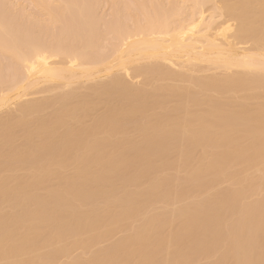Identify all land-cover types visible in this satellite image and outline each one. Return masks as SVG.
Returning a JSON list of instances; mask_svg holds the SVG:
<instances>
[{
    "label": "rangeland",
    "instance_id": "374dc122",
    "mask_svg": "<svg viewBox=\"0 0 264 264\" xmlns=\"http://www.w3.org/2000/svg\"><path fill=\"white\" fill-rule=\"evenodd\" d=\"M46 1H47L46 2L47 4L46 3L44 4L46 7H43V8H46V10H45L42 8V6H40L42 3L39 5L40 0H0V20L3 23V24H0V89H3L6 86H11L12 84L15 83L16 78L18 77V73H16V70L19 71V68L21 69V66H20L21 60L20 59L22 58V55H21L22 52H20L21 51L20 49H23L22 51H24V50H29L28 47H30V49H31V47H36V48L37 47H39V48L43 47V49L42 48H40V49L45 50L44 46L47 47L50 44L47 47V49H49V47H50V49L53 47V52L58 50V48H59L58 54L55 52L58 56H56L55 53L53 54L56 56L55 58H57V59H55V58H52L54 60L51 59V61L56 62V61H58V59L59 60L62 59L59 57L60 54L63 53L64 55H67L66 54L67 50L73 51L75 46H76L75 50L78 47H80V45L82 47L83 46L82 42L85 43V40H87L89 37L88 43L90 42V46H88L89 44L87 45L86 44L87 42H86L85 44H86V47L88 46V48H83L84 52H90L89 53L90 55L85 53L88 56L87 58L89 59V56H92V54H94V55H96V56H93V57H95L94 58L95 60H96V57L98 59L100 57L102 60H104L105 58L108 60V58H110L108 55L112 54V52L117 49V48H115L113 50V48L115 46L116 47L120 46L117 44L123 43V42H120L122 40H119V39H123V37H122L123 35L124 36L126 34L127 35H135L141 28L142 29L139 32L141 33V32H143L142 30H144V33H145V30L147 31V29H144V27L147 28L148 26L152 27V29L155 30V29H157L156 25H158L159 23H160L159 25H161V22H164V21H166L168 23L167 25L171 24L172 27L174 28L176 26H179L180 24H183L184 20L187 21L186 18L191 13H192V15H190L189 19L191 18V16L195 17L196 16L195 14L197 13V12L195 13V12H191V11L189 12V9L190 10L192 9L191 6L193 7V5L194 6L196 5L194 2H192L190 0H188V1L187 0H46ZM215 1L217 2L216 5H218V3L220 5L221 4L220 2H222V1L218 2L219 0L218 1L215 0ZM200 2H201V0H200ZM200 2H197V3H200ZM211 2L212 1H210L209 4H207V2H206V4H207L206 6H204L201 3L203 5V9L207 11L206 14H204L206 16V18H208L212 14L211 12L214 11L212 9H209V7L211 8V6H210ZM192 3H194V4L192 5ZM203 3H204V1H203ZM232 4L242 6V8H244L250 14L249 16L251 17V19L256 18L253 21L251 26L255 29H261L264 31V19H259V17H258L262 12H264V0H233ZM199 6H200V4H199ZM199 8L200 7H198L197 10H195V9L194 10L198 11ZM183 9H184V11L186 10L185 13H183L184 12V11H182ZM203 9L200 8V10L204 11ZM213 9H215V7ZM47 10L50 11L49 13H51V15H53V17H54L53 19H51V20L49 19V16H48L49 13H47ZM200 10H199V12H200ZM215 10H217V9H215ZM215 12H218V10ZM188 13H190V14H188ZM193 13L195 16L193 15ZM217 14H219V12L216 13V16H217ZM210 17L213 18L212 15ZM218 17H220V15H218ZM211 18L208 21L206 20V22H214V24L212 26L217 25L223 19L221 17L222 19L221 20L219 19L220 21H218L217 18L215 20L214 19L212 20ZM52 20H54V22ZM1 21H0V23H1ZM165 23H164V25H166ZM153 24H155V27L153 26ZM150 27H148V28H150ZM157 30H160V27ZM149 31H151V30H149ZM129 32H131L132 34L131 33L128 34ZM144 33H142V34H144ZM146 33H148V32H146ZM80 36H83V37H80ZM89 40H91V41H89ZM118 41H119V43H117ZM47 42H49V43H47ZM51 44H53V45L51 46ZM113 45H114V47H112ZM25 47H27L28 49H26ZM247 47H249V46H247ZM71 48H73V49H71ZM120 48H121V46H120ZM51 51H52V49L49 50V52H47V53H49L48 55H50ZM28 52H30V51H28ZM53 52H51V53H53ZM77 52L80 53L79 51H77ZM71 53H73V52H71ZM73 54H74V56H76V54H77L76 51H74ZM102 55L105 57H103ZM85 56L86 55H84L83 57L85 58ZM66 57L67 56L63 57V58H65L64 60H66L65 62L63 61L64 63H66L68 61V58L66 59ZM81 57H82V54H81ZM90 58L92 60V57H90ZM81 59H83V58H81ZM101 59H99V60H101ZM19 60H20V62H19ZM82 61H84V59ZM144 62L143 61L139 62L138 64L135 65V67H137L138 65L140 66L141 64H144ZM206 68L202 67L201 69L198 68L197 70H198V72L200 70V73H201V70L206 69ZM197 70L192 71L194 73L189 71V72H191L190 74H187L188 71L177 70V71H179L178 73L183 72V73H181V75L185 74V72H186V74L183 75V77H185V80L183 79L184 81L164 79L162 77L153 76L151 74H150L151 77L149 76V74H147L148 76L145 74L148 78L143 75L144 78H142V76H141L142 79L137 78L138 80L137 79L133 80V79L129 78L133 81L128 79L129 81L127 80V82H128L127 84L131 88H133L135 90L137 89L138 92L135 94L128 93L126 95L128 96V99H130L134 102L143 103L142 104L143 106L141 107V112L138 113V116H140L146 120H149L150 124L153 123L154 120L156 121L157 118H160L162 116L176 117L179 119V120H177V121H179V123L184 122V120H186V119H191L190 122L192 124H194L195 128H198L200 126V123L201 124L203 123L205 126L208 127V129H207L208 131L213 132V134L214 133L216 134L214 136H219L220 135L219 132L222 131L221 129L224 130V129H229L231 127H235L234 129L236 131L238 128H240L239 126H236V125H247V126L251 127L252 125L248 122V118L251 117L253 114L260 113L264 117V88L259 87V88H254V89H248V88L239 89V88H236L233 86H231V87H217V88L212 87V86H204V87L199 86V85H196L195 83H193V81H196L198 79L199 80H207L208 77L221 79L223 77H226L225 75H228V74L223 71L225 73V75H224L222 70L217 71L218 69H215L216 71H213V69H212V72H213L212 73L211 71L209 72L210 69L209 70L207 69L208 73H206L207 70H203L204 72L205 71L206 72L201 73V75H203V77H202L200 75V73L195 74V72L197 73ZM192 74L195 76H193ZM230 74H232V73H230ZM262 74H264V73H262ZM262 74L260 73V75H262ZM198 76H201V77L199 78ZM126 79L127 78H125L124 80H126ZM98 80L99 79H96L95 81L92 80L91 82L89 81V83H88V81L81 80L83 82V83H81V81H79L81 86L79 83L75 82V84L77 83L75 86L79 85V87H81L80 90L79 89H78L79 91L75 90L76 92L73 93V95H71V97H69L68 99L58 100V101L56 100L55 96H58V94H61L62 92L64 93L66 90L67 91L69 90L68 88H66V90H65V88L62 85L57 86L56 89L51 90L54 85L52 87H48L49 84H44V86L43 85L41 86V84H40L39 87H41L40 88L41 91L39 90V87H36L35 88L36 90H32V91H31V89L26 90L27 94L31 91L30 96L27 95V97H25L26 99H24L25 101L22 100L20 103H22V102L23 103L24 102L25 103L26 102H29V103L40 102L44 105L40 109H38L36 112L30 113V115H27L24 117V120L26 121L25 130L24 129H22V130L17 129L18 131L17 132L15 131L16 133H14V136H12L11 139L7 143L2 142L0 140V149H3L5 151V152L2 151V153L3 152L7 153V152H10L11 150L12 151L18 150V152L20 150V152H22L23 150L21 151V149L26 146V143H24V139H25L24 135L28 134V133H31V134H28V136L30 135L31 138L29 141L33 146L35 144L39 146V144H41V143L44 144L45 142H47V141L42 140L41 136H42V133L44 130H42L41 128H39V129L36 128V126L34 124L35 118H40L43 120H50V119H53L56 117L58 118L61 115H64L67 117L65 124L70 125L72 128L78 129L77 127L85 128V127L90 126L94 121H96V119L98 117L105 115L106 113L109 112V110L116 111V112L119 111L121 106H120V104H118L116 102L117 99H108L107 95H104L103 93H97L95 91H92V89H91V87H93L92 85H94V86L98 85V83L94 84V83H96V81L100 82V80L99 81ZM106 80L107 79L102 78L101 81H104V82H101V83H105ZM93 81H94V83H93ZM86 82H87V84H86ZM101 83H99V84H101ZM89 84H91V85H89ZM71 86L72 85H70V89H72V87H73V86L72 87ZM88 86H90V87H88ZM42 87H44V88H42ZM62 87L64 90H62ZM77 87H76V89H77ZM37 88H38V90H37ZM7 89H8V87H7ZM71 91H74V90L72 89ZM71 91H69V93ZM0 92H3V90L2 91L0 90ZM35 92L37 94H35ZM59 92H61V93H59ZM113 92L117 94L118 98L124 94V92L121 89H115ZM65 93H68V92H65ZM124 98H126V97H124ZM8 107L7 108L5 107L2 110H0V112H1L0 118L2 117L1 119H4L5 115L8 112L7 109L10 111L11 110L14 111L12 109V108H14L13 106H8ZM4 110H6L7 112ZM234 117L236 118V120L233 119ZM231 120H234V121H231ZM13 121H14V119L11 120L10 123H8V126H11V124H13ZM61 121L56 125V127H55L56 131L53 130L56 132L55 133L56 136H58L59 134H61L64 131V122L62 121L63 122L62 123ZM175 121H173V122H175ZM263 123H264V120H263ZM128 124H126L127 126H126V133H125L126 135H124L125 137L118 136V139H119L118 142L120 141L119 145L120 144L122 145V143L124 141L126 144V141H128L127 139H130V142H132V141H134V143L138 142V144L143 140V139L141 140L139 134L137 135V133L132 130L134 123H132V124L128 123ZM6 126L7 125H5V126L0 125V131L3 130L4 128H6ZM221 127H223V128H221ZM250 127H248V128H250ZM19 129H21V127ZM245 129L247 130V128H245ZM250 130H252V129H250ZM247 131L244 133L247 134L248 133ZM24 132H28V133L24 134ZM236 132H239V129ZM240 132H243V131H241V129H240ZM221 133H223V132H221ZM244 133L243 134L241 133L242 135L233 134L236 137L233 136V138H229V139H231V141L230 140H226V141L224 140L226 144L228 142L230 143L233 141V143H230V146L232 147L230 149H229V147L226 148V146H225L226 144L223 142V139H222L223 137L221 138V135L219 136V138H221L222 141H221V139L218 140L219 138L216 137V140L219 141L218 143H219L220 148L222 147L221 144H223V143L225 144L224 145L225 149H222V150H225V151H223L224 154L227 155L226 153L229 150H231L230 152L232 154L231 155L229 152V154L232 156L231 159L229 157L230 155H227L229 157V161L231 160L228 164V158H227V161H226L227 166H226V163L222 164L224 166H222L220 164V168H221V166L223 167V168H221L222 169L221 172L225 169V171L222 172L223 174L220 172V169L219 170L214 169L215 167L217 168V166L215 164H214L215 166H213V165H211V163H209L211 160H213V158H214V160H216L219 157L218 154H221V153H218L216 151L217 154L215 156H217V157H214L213 154L215 152V149H213V147L210 146L212 144V142H209L206 139L205 140L203 139V141L205 143L202 142L201 145L199 144V145L195 146V145H191V144H195L196 142L192 143L190 137L187 138V140L185 138L186 142L190 141L189 143L183 144L184 146L180 145L183 147H180L178 145L179 148L176 147L177 148L176 149L175 145H174V149L165 150L166 152H163V154L160 153L162 155V156L159 155L160 157H157V154H156V156H155V154H153L154 157H152L153 155L150 156L149 158L152 157L151 160L153 162L149 161L150 159L148 158V156L144 157L145 159L143 161V164H141L142 158L140 159L137 157V160H140L139 162H137V160L133 158L134 159L133 161L136 160L135 163L137 162L139 164V167L141 165L140 169H142V167L145 166L147 161H149L147 163H150V162H151V164L153 163L152 165H150V167H148L149 168L148 170L146 169L148 172H146V170L142 169L143 174L146 172V174L144 175L143 178L139 179L137 177L138 174L136 173L135 174L136 177L135 176L134 177L137 179H133L134 182H132V181L129 182V180H126L128 177H132L134 174L133 175L131 174L132 176H128L126 179H123L122 176L129 175L128 174L129 169H130L129 172H131L132 171L131 169H133V168H134L133 171H135L138 168L137 163H136L137 166H135V163L132 162V160H131V162H132L131 165L134 163V167L131 168V165H129V169H128L127 167H128L129 163L126 160L125 162L128 164H125V165L120 164L117 167H115V168H117L115 170H118L117 172H119V173H115L116 171L114 172L113 167L115 165H113V164H115V163H112V169H111V167H110V169H108L109 172H111V170H112L111 173L112 174L114 173V176L116 177V179H114L112 181L115 189H114V187L112 189H113V193H114V190H117L116 191L117 194H119L122 197V201L124 200V202H122L121 204L125 205L127 203L126 202L127 198L125 199V197H124L125 195L123 196V194H122L123 190H124V192H129L130 194H132V193L134 194V192L136 194V192L140 191V192H138L139 193L138 195H135V194L133 195V196H136V200H135L136 204L139 203L136 206L137 208H135V207L132 208V211H135L136 214H134V212L130 213V216L128 215L129 217L128 216L125 217L127 220L122 221V222L120 221V223H117V225H115L113 223L115 220V218H113V217H115L114 216L115 213H113V212L114 211L116 212L119 209L118 205H121V204L119 202H112L113 198L111 199V197L113 196V194L112 195L110 194V192L112 190L109 191V193H104L105 190L108 192V189L109 188L111 189V187H108L109 184H103V182L101 183L102 189H103V187H105V190H103L104 191L103 196L99 195L102 193V190L99 186H97L95 184L97 186L96 187L97 189H94L95 186L94 187L91 186V188L93 187L92 188L93 190H98L100 188L101 192L98 193L99 197L95 196V194H94L93 197H95V201L93 202L94 199L93 200L89 199L88 198L89 196H86V199H88V201H85V202L91 203V204H87V205L84 204V206L81 207V209H82L81 211H84L86 213L87 218L88 217L91 218V217H93V215H94V217H96V215H97V217L99 218V220H98V218H96L99 221V223L96 224L97 226L95 227V229L92 232H88V233L72 232L69 236H65V238H63V239L62 238L56 239V240L54 239L52 241V243H46V245L41 246L43 248H41L39 246L41 249L39 248L38 250H40V251L37 250L36 253H33V254H35V257L33 256V259L35 258V261H36V262L35 261L34 262L38 263V264H49V262L51 261L50 257H49V253L52 254V252H54V250L56 249L55 252L58 251V253L55 255V259H56L55 264H70L71 262H74V264H75L77 262V260H78L79 264H86L87 263L86 261L85 262L80 261L78 258L86 260L87 258L91 257V255H93V254L95 256L98 255L99 253L103 252L104 249H106V248H108L105 251V252H107L109 250L110 246L112 247L113 244L115 245V243L118 244L119 241H121L125 238H128L127 240H129L130 236L133 235L132 234L133 231L136 230L137 227H138V229L140 228L139 226L141 225V223L147 224L155 216H157V217L161 216L160 219L163 218V220H164V221L162 220L163 222H162V224H160L159 223L160 220H157L156 218H154L157 220L156 223L161 225V227H162V228L159 227V229L161 230V232L163 234L162 237L163 236L167 237L168 234L170 235V233H171V237H173L175 235V233L180 232V231H177L178 228L183 229L185 227V225H187V224H184V222L188 223L187 220H184L183 221L184 226L180 225L181 224L180 220H183V219H179L181 217H177V215H178L177 212L180 210L179 208L185 207L187 205L192 206V207L194 206L193 212L198 211L197 212L198 215H197V213L196 214L193 213V215L195 214L196 216L199 217V215H200L199 213H201L199 211H202L201 210L202 206L205 203H208L206 201L211 200L212 205L208 204V207H210L209 209L214 214L211 212L207 213V211H208L207 210L208 208H207L206 209L207 211L205 213L207 215L209 214L208 220H210L211 222L216 220L222 224H220L218 226L219 228H217V227H215L216 225L214 226V224H216V221H215V223L213 222L214 224L211 223V225L213 224L214 227L213 226L210 227L211 225L208 223L209 227L212 228L211 229L212 231H210V228L208 227L209 228L208 231L211 232L210 235H209V233L206 234V232H208V231L205 232L204 230L203 231L205 233H203V232L201 233L199 228H203V227H200L199 224L196 225V223H195L197 228L194 226V228H196L195 230L199 229V231L197 230L198 232H200L198 235H197L198 232L195 230H192V227L190 226V225H193L192 224L193 222H191L190 225H187V226H190L192 232H190V228H189L188 231L190 233L189 234L190 236L187 233V235L189 237L187 236L184 238L185 239L187 238V240L189 239V242L191 244H194V245H191L189 242L185 241L183 239V237H180L179 235L178 236L180 237V239H183V240H180V242L181 241H185V242H181L179 244V241L174 240V242L177 241L176 243H178L177 244L178 246L184 245V243L187 242L186 243L187 246L184 245L185 247H187L186 249H184L185 248L184 246H180L181 249H179L180 247L177 248L179 250H183V252L179 251L181 254L178 255L180 258H183L180 260L181 262H177L178 258L176 260V259H174V256L170 257L172 254L169 256L168 255L165 256L167 251H168V250L166 251V249H168L166 247V244L168 245V243H167V241H165L166 240V239H164L165 237L162 238V239H164V241H163V243H165V244H163L164 246H162V244H161L162 243L161 238H159L161 247L159 246L158 243L156 244L157 246L160 247V248L158 247L159 249H157V250H160L161 248L164 247L163 249H161L160 251H157L156 249L154 250L153 246H155V243H156L155 241H154L155 242L154 245L151 244L152 247L150 249L154 250V251H152L153 255H154L155 251H157L156 253H159L158 254L159 256H157L156 253H155V256L160 257L161 260H162V258H163V260H164V258L168 259L169 260L168 264H215L217 262L219 256L223 255V253H218L220 249L218 248V246H216L217 243H216V240L214 241L215 238L212 239V237H211V235L214 232L213 228H214V230L217 228L219 231L224 230L223 231L224 234H222L223 232L219 233V235H220V236H218L219 238L221 237V234L225 235V236L228 235L227 237H229V235L231 233L232 234L235 233V235H236L237 233L235 231H233L234 225L231 228L232 229L231 231H233V232H229L230 230H228V229H230L231 226L229 225L230 227L228 226L229 228H227V226H226V224H224V222L232 220L231 221L232 223L230 222L231 224H233V222H236V224H237L238 220L241 219V218H239V216H241L242 214L241 215L239 214L237 217V215H235V213H236L235 211L240 213L241 208L244 209L243 207L245 205L247 206L248 204L253 206V209L255 210L257 208V207H255V205L256 206L258 205L256 203L258 202L260 205V203L262 204V202L264 201L263 200L264 199V158L262 157V159L258 160L259 159L258 154L257 153L254 154V152H256V151L253 150L254 152L253 153L251 152L252 149H254V147H255L254 144L256 142H254V141L256 139H254L253 137L248 138V135H246L247 136V138H246V137H244ZM250 133H251V131H249V136H252V134L250 135ZM25 136H27V135H25ZM225 136H227V135L224 134V137ZM229 136H232V134ZM256 136H254V137L256 138ZM42 137L44 139V136H42ZM99 137L103 138V137H105V135L101 134V135H99ZM234 137H235V139H234ZM252 138H253V140L251 142ZM188 139H190V140H188ZM232 139H234V140H232ZM166 140H168V139L166 138ZM185 140H183V142ZM169 141H172V140H169ZM175 142H176V140H174V143ZM179 142H181V141H178L177 144H179ZM199 142H197V143H199ZM208 143H210V144H208ZM215 143H216V141L214 142V140H213V145H215ZM218 143H216V144H218ZM250 143L251 144L254 143L253 148H251L252 145ZM24 144H25V146H24ZM117 144L118 143H116V146H117ZM125 144H124V146H125ZM168 144H169V142H168ZM27 145L30 146L29 143H27ZM119 145L115 148L116 151H114L115 149H114V147H112L114 149L113 150L114 152L112 154L113 157H114V155L117 156L116 152H119L118 150L122 148V146L119 147ZM127 145H129V144H126V146ZM170 145H172V142ZM250 145H251V147H250L251 151H249V149H247V152H246L245 147L250 146ZM219 146L216 147V148H218V151L220 149ZM228 146H229V144H228ZM118 147H119V149L117 150ZM128 147L129 146H127V148ZM170 147H173V146H169V148ZM112 148H111V152H112ZM125 148L123 147L122 149H125ZM164 148H165V146H164ZM214 148H215V146H214ZM242 148L245 150H243ZM56 149H57V147H56ZM122 149L119 152V154H121V155H122V152H121ZM227 149H229V150H227ZM8 150H10V151H8ZM52 150H54V148ZM221 151H219V152H221ZM102 152H104V153H102ZM102 152L101 153L104 154V155L101 154L102 158L104 156L106 157V155L111 153L110 148H108L107 150L105 148ZM2 153L0 154V164L1 165L2 164H6V165L7 164H9V165L10 164H13V165L25 164V166L24 165H22V166H19V165L18 166L17 165L16 166H13V165L9 166L8 165L6 167L3 166V168H1V170H0V181L2 180V183L6 182L5 185L8 184V187H10V186L14 185L13 181L16 180V178H17V180L19 178V180H22V181H25L28 179L31 181L32 178L30 176L33 174V169L29 168V166L26 165L27 163L25 162V160L17 159L15 156H14L15 157L14 159L7 160L6 158L1 156V155H3ZM242 153H244V154H242ZM75 154L76 153H74V156H75ZM78 155H76V156H78ZM121 155H120V158H121ZM74 156L73 155L71 156V160H69L70 161L69 164L68 163L63 164L62 170L60 171L62 176L67 177L66 180L68 182H70V180H72L71 182H73V183H75V181L77 180L76 176L79 175L78 172L81 173V171H82L79 169L80 167L78 168L77 164H73L74 158L76 157V156L75 157ZM108 156H110V155H108ZM105 157H104V159H105ZM129 157H130V155H129ZM129 157L126 158V157L122 156V159L123 158L128 159ZM146 157L149 160L146 161V159H147ZM10 158H13V157H10ZM76 158L78 159V157H76ZM97 158H99V159L98 160H96V159L92 160L94 164H92V163H91V165L88 164L89 169H87L85 167L87 169L88 173L93 174V171H94V173L96 172L97 174L101 173V167H102V171H103V169H104L103 165L104 164H102V163L99 164L101 159H100V157H97ZM130 158H132V157H130ZM130 158H129V160H130ZM104 159H102V162ZM111 159H112V157H109V158H107V161L113 162V161H111ZM118 159L119 158H117V160ZM94 160H95V162H94ZM114 160H116V158H114ZM71 161H72V163H71ZM96 161H98V164H96ZM122 161H120V162H122ZM144 162H145V164H144ZM116 165H117V163H116ZM146 165H148V164H146ZM145 167H143V168H145ZM224 167H226V168H224ZM208 169L211 173L210 175H208L209 172L206 171ZM108 170H107V172H108ZM216 170H217V172H216ZM109 172L107 174V177H109L108 175L110 174L111 180H112V178L114 176ZM135 172H137V171H135ZM198 172L201 174L203 173V175H204V176L200 175V177L203 176L206 179L209 177L207 179V181H206V179L204 180L203 177H201V179H203L204 181L199 180V179H198L199 180L198 181L197 180L198 177L196 178V180L199 183L201 182V185H198L199 184L198 183L197 187L200 189V186H201V190L204 188L203 191H201V192L200 191L198 192L199 189L197 190V187L195 186L196 183H194V180H193V179H195L194 175L195 176H196V174L199 175ZM219 172L221 175L218 174ZM118 174H119V178L117 177ZM143 174H141V172H140L141 176H143ZM140 175H139V177H141ZM191 175H193V179H192L193 182H190L191 180L187 181L188 178L190 179ZM205 176H207V177H205ZM107 177H106V180H107ZM162 179L163 180L166 179L165 183H164V181L162 183H160L162 181ZM29 180L27 183L30 182ZM45 180H41L42 182H40V180L39 181L36 180V182L34 181L35 183L30 182V184H35V185L34 186L32 185L33 187H31L27 191L32 192V194L35 193L34 195L37 194V196L38 195L40 196L41 194L44 195L47 192V190L56 189L57 187H59L61 185L60 180L56 175H52L49 179H45ZM157 180H160V182L158 181V183H157ZM107 181H106V183H108ZM197 181H195V182H197ZM109 182L111 184V181H109ZM37 183H38V185H37ZM141 183H144L143 186H138V184L142 185ZM24 184H25V188L28 189L29 187H26V185H27L26 182ZM101 184H99V185H101ZM202 186H203V188H202ZM141 187H142V189H141ZM145 187H147V189ZM188 189H189V191H188ZM193 189H195V191L197 190L196 193L192 192L190 194V192ZM166 190L169 191L170 195L167 193L169 195V197L167 195H166L167 197L163 196L164 192L165 193L167 192ZM184 190H185V192L187 190V193H185L186 195L183 194ZM234 190H235V192L237 190L239 196L237 195V192H236V194H235L236 197H234V199L232 198L234 200V202L232 201L231 196H230L229 200L227 201L225 198L226 197L228 198L231 191H234ZM27 191H25V192H27ZM180 191H181V194H183L184 196H181V194H179L180 196L178 197L177 193ZM98 192H99V190H98ZM116 192H115V194H116ZM188 192L190 195H188ZM95 193L97 194V191H95ZM232 193H234V192H232ZM129 196L131 197L132 195H129ZM218 196H220V197H218ZM233 196H234V194L232 195V197ZM41 197H42V195H41ZM20 198L23 199L24 201L25 200L29 201L27 196H22ZM30 199L33 200V197L32 198L30 197ZM40 200L43 201L42 199H40ZM114 200H115V198L113 199V201ZM133 200L134 199L131 198L129 200V202H132V204H134ZM9 201L10 200H8V202ZM24 201L22 203H24ZM117 201H119V199ZM230 201H231V203H230ZM2 203L3 204H0V210L2 212L6 211L7 213L6 212L5 213L9 217L10 212H8V211L10 209H8L7 206H10V205L6 204L7 205L6 206L5 205L6 201H5V203L4 202H2ZM28 203L31 204V207H34V206H32V204H34L33 202L31 203V201H30ZM10 204H12V203H10ZM232 204H233V206L236 204L235 208H231ZM205 205H204V207H205ZM228 205H230L231 210H233L235 213L234 212L231 213L230 210L227 209ZM250 205L247 206V210H246L247 212L251 211V210H249L250 208L252 209V207ZM259 205H258V207H259ZM24 206H26V203L23 205V207ZM219 206L222 208L224 207V210L221 208L223 211L220 209L221 212L220 211L218 212L217 210L220 208ZM246 206H245V209H246ZM262 206L264 207V204H262ZM23 207L21 206L20 208H23ZM31 207L29 206L28 210H32ZM124 207L125 206L120 207V209L122 211L119 209L121 211V212H119V210H118L119 214L122 213L123 210H125ZM248 207H250V208H248ZM195 208H197V210H195ZM260 208H262V207L260 206ZM181 209H183V208H181ZM185 209H186V207H185ZM225 209H227V211H225ZM253 209H252V211H253ZM263 209L264 208H262V210ZM204 210L205 209H203V211ZM215 210L217 212H215ZM20 211H21V209L19 210V212ZM181 211H183V213H184L185 210H181ZM15 212L19 214V212H17V211H15ZM257 212H259V209L257 210ZM5 213L3 212V214H5ZM31 213H32V211H31ZM183 213H181V215H183ZM218 213H220V215ZM221 213H224L223 217H221V215H222ZM26 214H27V212H26ZM191 214H192V212H191ZM210 214L214 215V216H212L210 218ZM250 214H251V212H250ZM29 215H30V212H29ZM190 215H189V217H190ZM253 215H252L253 218L255 217L253 221L255 222L256 218H258V217H256L257 215L255 216L254 212H253ZM247 216H249V214ZM261 216H262V213H261ZM208 217H206V218H208ZM236 217H237V220L235 221ZM244 217L245 216H243V220H244ZM84 218H86V216ZM190 218H192V217H190ZM194 218L196 219L197 217H193L192 219H194ZM200 218L203 219L204 217L200 216L198 219H200ZM245 218L246 219L248 218L250 221H251V219H253L251 217L250 218L245 217ZM262 218H264V217H261V220L264 223ZM184 219H186V218L184 217ZM187 219L190 220L189 218H187ZM198 219H196V220H198ZM93 220H94V218H93ZM123 220H124V218H123ZM146 220H149V221L145 222ZM155 221H154V223H155ZM192 221H194V220H192ZM257 221H259V220L257 219L256 222ZM247 222H249V221H247ZM256 222L254 223V225L256 224ZM86 223H88V222H86ZM95 223H91V224H95ZM154 223L152 222L151 223L152 225L150 224V226L155 227ZM244 224H246V223H244ZM239 225H241V224H239ZM252 225H253V223H252ZM262 225L264 226V224H262ZM180 226H183V227H180ZM249 226L251 227V225H249ZM154 227H151V228L153 229ZM156 227H157V225H156ZM253 227H255V226H253ZM259 227L261 228V225L258 226V228ZM15 228H14V230H15ZM186 228H185L184 232L186 231ZM206 228L207 227H205V230H207ZM242 228H245V225L243 227V222H242ZM247 228H249V227H247ZM263 228H261V229H263ZM152 229H151V231H152ZM159 229H156V232H154V233H158L160 231ZM175 229H176V232L174 233L173 230H175ZM180 229H178V230H180ZM217 229H216V232H219ZM252 229L250 231H252ZM16 230H17V228H16ZM157 230H158V232H157ZM235 230L237 231V228ZM247 230L248 231H246V229H245V233L243 232L244 230H242V234H244L243 235L244 237H246L245 236L246 232H248L247 236H249V229H247ZM170 231H172V232H170ZM181 231H183V230H181ZM193 231H194V233H193ZM227 231L230 234H228ZM256 231H257L256 233H258V229ZM15 232L16 231H14L13 233H15ZM184 232H183V234H184ZM134 233L137 235V232H134ZM148 233H153V232H148ZM172 233H174V235H172ZM192 233H193V236H191ZM263 233H264V230H263ZM263 233L261 230L262 237L264 236ZM177 234H179V233H177ZM177 234L175 236H177ZM183 234H180V235L183 236ZM201 234L202 235L206 234L205 236L203 235V237H205L206 239H208L210 236L211 239L213 240V242L216 244L215 246H214V244H212L213 246L211 245L213 248L211 246H209L210 249H212V250H210L209 254H207L208 252L206 254H203L199 251V249L202 251V249H201L202 245H208L210 243V242L206 243L209 239L207 241L205 239L206 244H204V238L203 237H202L203 240H201L202 242H200V238L202 236ZM250 234L253 235L252 232H250ZM16 235H18V234H16ZM139 235H140V233H139ZM144 235L146 236V234H144ZM150 235L151 234H148L147 235L148 237L144 236V238L148 239V238H150L149 237ZM159 235H161V234H158V236ZM235 235L233 236V238L236 241V243L235 242L234 243L235 244L239 243V245L235 246V244H234V245H232V248H233V246H235L237 248H239V247L245 248V246L247 244L243 245L244 247L241 245L242 243L240 244L241 239L239 237L241 234L240 235L237 234L236 236ZM259 235L260 234H258L257 236H259ZM12 236H13V234H12ZM214 236H216V233ZM237 236H239L238 238L240 240L238 238H237V240L235 239ZM14 237H15V235H14ZM16 237L14 239H16ZM94 237H96L97 239L96 238L94 239ZM139 237L141 238L142 236L140 235ZM155 237H156V235H155ZM174 237L172 239H174ZM218 237H216V239L219 240ZM244 237H242V235H241V238H244ZM262 237H259L260 240L258 239L260 243H261ZM92 238L94 239L93 241H92ZM144 238H142L143 241L146 240ZM153 238L154 237H152V239ZM222 238H224V237L220 238L221 241L219 240V242H221V243H223ZM233 238H231L230 241H232V243H230V244H233ZM41 239H42V237H41ZM132 239H134V238L131 237V240ZM152 239L149 242L153 243ZM226 239H228V238H226ZM247 239H249V238H247ZM131 240H130V242L133 241V240L132 241ZM138 240L139 239H135V241H137V244L139 243ZM192 240H193V242H192ZM218 240H217V242H218ZM249 240H251V239H249ZM246 241H248V240H246ZM246 241H245V243H247ZM134 242H132V244L134 245L132 248L128 246V243H127V246L129 249L131 248L132 251H134L135 249L137 251L138 247L135 245ZM146 242H147V240H146ZM169 242H171V241H169ZM213 242H211V243H213ZM263 242H264V239H263ZM172 243H173V241H172ZM146 244L147 243H145L144 246ZM220 244H218V245L220 246ZM225 244L226 243L224 242V245ZM227 244H229V243H227ZM263 244L260 245L258 243L259 246L258 245H257L258 247L256 246L257 250H260V246H262ZM38 245H40V244H38ZM129 245H130V243H129ZM138 245L142 246V244H138ZM174 245H176V244L174 243ZM147 246H148V244H147ZM196 246H199V249H198V247L196 248ZM250 246H251V244H250ZM146 247H144V248L146 249ZM149 247L147 249H149ZM172 247H175V246H172ZM172 247H170V248H172ZM194 247H195V249H198V254H195V250L193 249ZM221 247H222V245H221ZM140 248H142V247H140ZM202 248H204V247H202ZM205 248L208 249L206 246H205ZM223 248L225 251V247H223ZM229 248H230V246H229ZM232 248H230V249H232ZM240 248H239V253L241 255V252H240L241 249ZM246 248H247V246H246ZM189 249H190V251H192V249H193L192 252L194 254L192 252H188ZM251 249L253 250V248H251ZM141 250H138V252ZM184 250H185V252H184ZM228 250L229 249H227L225 252H227ZM254 250H255V248H254ZM257 250H256V253L258 252ZM128 251H130V250H128ZM144 251H143V253H145L148 250H146L145 252ZM186 251H187V253H186ZM204 251H206V250H204ZM204 251H202V252H204ZM221 251H222V249H221ZM262 251L263 250H260L259 253L260 252L262 253ZM138 252L137 253L131 252L132 253V254L130 253L131 256L126 258L127 260L124 262L122 260H120L119 258H117V259H119L118 262L120 261L119 264H138L139 263L138 261H143L142 258L146 254L145 255L140 254L142 257V258H140L139 253H141V252H139V253ZM175 252L178 253L177 250H175ZM199 252H200L201 256L199 255ZM232 252H234V251L232 250L230 255L224 253L229 258H227L226 261L224 258V260H223L224 262H222V261H220V262L222 264H234L235 258L231 259V257L233 256V254L235 252L233 254H232ZM236 252H238V249L236 250ZM127 253H129V252H127ZM152 253L150 254L152 257L151 259L155 258V257H153ZM168 253H169V251H168ZM177 253H174V254H177ZM191 253H192V257H195V255L199 256V257H196L194 260V258H192L191 256H188V255H191ZM250 253L251 252L248 251L247 254L249 255ZM254 253H255V251H254ZM149 254H147L148 256L146 255L144 257L145 260H146V257H147V259L150 257ZM202 254L204 256H202ZM263 254L264 253H262L261 255L264 258ZM181 255H183V256L181 257ZM240 255H239V257L241 258ZM248 255H246V256H248ZM184 256H186V257L188 256V259H190V258L191 259L188 261V260H186L187 258L186 259L184 258ZM252 256H253V254H252ZM250 257L251 256H249V258ZM156 258L153 259L154 262H155ZM220 258H222V256ZM240 258H239V262H240ZM259 258H261V257H259ZM263 258H262V260H263ZM121 259L124 260L123 256L121 257ZM160 259L157 258L158 261ZM192 259L194 260V262H190ZM251 259H252V257H251ZM9 260H10V258H9ZM153 260H150V261L152 262ZM258 260H260V259H257V261ZM6 261H1L0 264H4ZM39 261H40V263H39ZM121 261H122V263H121ZM162 262H160V263L162 264ZM262 262L264 263V260ZM219 263H216V264H219ZM255 263H256V261H255ZM165 264H167V263H165ZM237 264H239V263H237ZM259 264H261V263H259Z\"/></svg>",
    "mask_w": 264,
    "mask_h": 264
},
{
    "label": "bare ground",
    "instance_id": "6f19581e",
    "mask_svg": "<svg viewBox=\"0 0 264 264\" xmlns=\"http://www.w3.org/2000/svg\"><path fill=\"white\" fill-rule=\"evenodd\" d=\"M190 1L194 2L196 5L198 4L197 6L196 5L194 6L193 5L194 3H192L193 7L191 6V8L193 10L189 9V12L190 11L195 12V13L197 12L195 14L196 16L193 13V15L195 17L191 16V18L189 19L190 15H192V13L191 14L188 13L190 15L186 18L187 21L184 20L183 24H180L179 26H176L174 28L172 27L171 24L167 25L168 23L166 21H164V22H161V25H159L160 23L158 24L159 26L156 25V28L159 29V27H160V30H157V29L154 30V29H152V27L148 26L150 28L144 27V29H147V31L145 30V33H144V30H142L143 32H141V33L139 32V31H141V29H142L141 28L135 35H127V34L125 36L123 35L122 36L123 39H119V40H122L120 42H123V43L117 44V45H120L121 48H120V46L114 47V45H113L112 46V47H114L113 50L115 48H117V49L114 50L112 52V54L108 55L110 57V58H108V60L106 58H105L106 59L105 60L103 58L105 56H103V55H102L103 57L102 56L101 57L104 60H102L100 57H99V59H101V60H99L97 57L95 60L94 59L95 57H93V56H96V55H94V54H92V56H89L90 60L87 58L88 57L87 54H89L90 52H84L83 48H88V46H90V42L88 43L89 37L87 40H85V43L87 42L86 44L87 45L89 44L87 47H86V44L84 42H82V45H83L82 47L79 44L80 47H78L76 50H75L76 46L74 49L71 48V49H73V51L70 50L71 52L74 53V51H76V53H77L76 56H74L73 53H71L69 50H67V52H66L67 55H64L63 53L60 54L59 57L62 58L63 60L58 59L59 62L58 61H56V62L51 61L52 58H55L56 56H58L57 54L59 52V48H58V50L53 52V47H52L51 52H53V53L50 52V55H48L49 53H47V52H49V50H51V49H50V47H49V49H47V47L50 44L47 47L44 46V49L46 51L42 50L43 47H40L42 49H40L39 47H37V48L31 47V49H30V47H28L29 50H24L25 52L22 51L23 49H20L21 50L20 52H22V54L19 52L22 55V58L20 59L21 60V64H20L21 69L19 68L20 72L16 70V73H18V77L16 78V81L11 86H6L3 89H0L1 91L3 90V92H0V110H2L5 107L7 108L8 106L14 107V108H12L14 111L11 110L12 112L8 109H7L8 112L6 110H4L7 112V114L5 115V117L3 116L4 119H1L2 117L0 118L1 119L0 125H3V126L7 125L6 128H4L3 130L0 131V137H1L0 140L2 142L7 143L11 139V137L14 136V133H16L18 130H22V129L25 130L26 121L24 120V117L27 115H30V113L36 112L38 109H40L44 105L40 102H35V103H32V102L31 103H29V102L23 103L22 102V103H20L22 100L26 99L25 97H27V95L30 96V92L32 90H36L35 88L39 87L40 84H41V86L42 85L44 86V84H49L50 86L48 85V87H52L54 85L55 87L53 86L54 88L53 87H52V89L50 88L51 90L56 89L57 86H60V85H62L65 88V90H66V88H68L69 90L65 91L68 93L62 92L63 93L62 94L61 92H59L61 94H58V96H55L56 100L58 101V100L68 99L69 97H71V95H73V93L76 92L75 90H78V89L80 90L81 87H79V85H77L78 87L75 86L77 83L80 84L79 81L84 80V81H88V83H89V81L91 82L92 80L95 81L96 79H99L100 82L96 81V83H94V81H93L94 84L98 83V85H95V86L92 85L93 86V87H91L92 91H95L97 93H103L104 95H107L108 99H117L116 102L118 104H120L121 108L117 112L109 110V112L106 113L105 115L98 117L96 119V121H94L90 126L85 127V128L77 127L78 129L72 128L70 125L65 124L67 117L64 115H61L58 118L56 117V118H53L50 120H43L40 118H35V120H34L35 123L34 122L33 123L35 124L37 129L41 128L42 130H44L42 133V136H44V139L42 136H41V138L43 141H47V142H45L44 144L41 143V144H39V146L36 144L33 146L29 141L31 137H30V135L28 136V134H31V133L24 132V134L25 133H28V134H25L27 136L24 135V138H25L24 143H26V146L24 144L25 147L21 149V151L23 150L22 152H20V150H19V152H18V150H13V151L8 150L10 152L6 151L7 153H4L5 151L3 149H0V154L2 153V151H4L2 153L3 155H1V156L6 158L7 160L14 159L15 157L17 159H20V160H25V162L27 163L26 165H28L29 168L33 169V174L30 176L33 180L31 179V181H30L28 179L30 182L35 183L36 180L37 181L40 180V182H42L41 180L49 179L52 175H56L59 178L60 184H61L56 189L47 190V192L44 195L41 194L42 195V197H41V195L37 196V194L34 195L35 193L32 194V192L27 191L35 185V184H30V182L27 183L28 180L22 181V180H19V178H18V180L16 178V180L13 181L14 185H12L10 187H8V184L5 185L6 182L2 183V180L0 181L1 182L0 183V201H1L0 204H3L2 202L5 203V201H6L5 205L6 204L10 205V206L6 205L8 207V209H10L8 211V212H10L9 217L6 214L7 213L6 211H3L4 213L6 212L5 214H3V212L0 210V262L7 260L4 264H38V263H35L36 262L35 258L33 259V256L35 257V254H33V253H36L37 250L41 246L46 245V243H52V241L54 239L55 240L61 239V238L63 239V238H65V236H69L72 232H80V233L92 232L95 229V227L97 226L96 224L99 223V221H98L99 218L97 217V215H96V217H94V215H93V217H91V218L88 217L89 218L88 219L86 213L84 211H81L82 210L81 207L84 206V204L85 205L91 204V203L85 202V201H88V199H86V196H89L88 197L89 199H92V200L94 199L93 200V202H94L95 201V197H93L94 194H95V196L99 197V195L103 196L104 193H109V191L112 190L111 191L112 193L110 192L111 195L113 194L111 199L115 198V200H116V201L115 200L113 201V199H112V202H119L120 204L122 202H124V200L122 201V197L119 194H117V192H116L117 190H114V193H113L112 188L114 186H113L112 181L114 179H116V177L114 176V173L113 174L111 173L112 170H111V172H109V170H108V169H110V167L112 169V163H115V164H113V165H115L113 167L114 172L116 171L115 173H119V172H117L118 170H115V169H117L115 167H117L118 165H120V164L125 165V164L129 163L128 167H127L129 169V165H131L132 162L135 163V161L137 160V157L140 159L142 158L141 164H143L145 156H148V158H149L153 154H155V156L157 154V157H160V156H162L160 153L163 154V152H166L165 150L174 149V145H175V148L176 147L179 148L178 145L180 146V145L189 143L190 141L186 142V140H187V138L190 137L192 143L196 142L195 144H191V145H195V146L199 145V144L201 145L202 142H204L203 139L204 140L206 139L207 141L212 142V144L210 146L213 147V149H215V152L217 151L218 153H221V154H218L219 159L215 158L216 160H214V158H213V160H211L209 163H211V165H213V166L216 165L217 168L215 167L214 169H218V170L220 169V172H221V170H222L221 168H223L222 166H224L222 164L226 163L227 158H228V164H229V162L231 161V160L229 161V157H230V159L232 157L231 156L232 154L230 152L231 150H229V149L232 148L230 146V143H233V141L230 143L227 141L228 142L227 144L225 143V141L226 140L231 141V139H229V138H233V136H235L233 134L242 135L247 130H248L247 131L248 133L247 134L244 133V137L247 138L246 135H248V138L253 137L254 139H256L254 141L256 143L255 144L253 143L255 145V147H254V149H252V151L250 150V147L252 145L251 148H253V144L250 143L251 144L250 146L245 147L246 152H247V149H249V151H251L252 153L254 151H256V152H254V154L255 153L258 154V157H259L258 160L262 159V157L264 158V123H263L264 117L260 113L253 114L251 117L248 118V122L252 125L251 127L247 126V125H236V126L240 127V128H238L239 132H240V129L243 132H240V133L236 132L238 129L235 131V129H234L235 127H231L229 129H224V130L221 129L222 131H220L219 133L221 135V138L223 137L222 138L223 142L226 145L223 143V144H221L222 147L220 148L219 143H218L219 141L216 140V137L219 138L220 135L214 136L216 134L215 133L213 134V132L208 131L207 130L208 127L205 126L203 123L202 124L200 123V126L198 128H195L194 124H192L190 122L191 119H186V120H184V122L179 123V121H177L179 119L176 117L162 116L160 118H157L156 121L154 120V122L150 124L149 120H146V119L138 116V113L141 112V107L143 106L142 105L143 103L134 102V101L128 99V96L126 95L128 93L135 94L138 92L137 89L135 90L127 84L128 83L127 80L129 78H131L133 80L137 79V78L142 79V78H144L143 75L146 76L147 74H149L150 77H151V75H153V76L162 77L164 79L184 81L185 77H183V75H185L186 72H185V74L181 75V73H183V72L178 73L179 71H188L187 74H190L192 71H196L198 68L201 69L202 67H205V68L207 67L206 69H203V70H207V69L209 70L210 69L209 72L210 71L212 72V69H213V71H216L215 69H218L217 71L222 70V72L223 71L226 72L229 76L225 75V73L223 72L226 77H223L221 79L220 78H209V77H208L209 79L206 77L207 80H199L198 79L196 81H193V83H195L196 85L203 86V87L204 86H212V87H216V88L217 87H231V86L239 88V89H243V88L254 89V88H259V87L264 88V74H262V73H264V36H263L264 31L261 29H255L251 26L253 21L256 18L251 19V17L249 16L250 14L244 8H242V6L233 5L232 4L233 0H219V1L217 0L218 2L222 1V2H220L221 3L220 5H219V3H218V5H216L217 2L215 0H203L204 3L202 0H201V2H200V0H198V1L197 0H194V1L190 0ZM210 1H212V2L210 4L211 8L209 7V9L214 10L211 12L212 13L211 15L213 18L210 17L211 15L208 18H206V16L204 14H206L207 11L203 9V5L206 6L207 4L210 3ZM46 2H47L46 0L45 1L40 0L39 5L41 3L44 5ZM197 2H200V3H197ZM206 2H207V4H206ZM42 4L40 5V6H42V8L46 7L45 5L43 6ZM199 4H200V6H199ZM212 5L219 12V14H217V16H216V13H218V12H215L217 10L213 9L214 7ZM196 7L202 8L205 12L200 10V8H199L200 12H199V10L195 11V10H197ZM43 9L46 10V8H43ZM182 11H184V9ZM185 11L183 13H185ZM49 12L50 11L47 10V13H49ZM50 15H51V13L48 14L49 19L51 20L54 17H53V15H51V16ZM218 15H220V17H218ZM258 17H259V19H264V12H262ZM210 18L212 20L213 19L215 20L216 18L218 19V21H220L221 19L222 20L217 25L212 26L214 24V22H206V20L208 21V20H210ZM52 21L54 22V20H52ZM164 23L167 26L164 25ZM0 24H3L2 21ZM153 26L155 27V24H153ZM148 29L151 31H149ZM131 32H129L128 34H130ZM146 32H148V33H146ZM142 33H144V34H142ZM80 37H83V36H80ZM89 41H91V40H89ZM47 43H49V42H47ZM117 43H119V41ZM52 45L53 44H51V46ZM247 46H249V47H247ZM25 48L28 49L27 47H25ZM33 48L34 49L36 48V49L34 50ZM28 51H30V52H28ZM77 51H79L80 53L82 52L81 53L82 57H81V54L78 53ZM54 53L56 54V56L53 55ZM85 53H87V54H85ZM84 55H86L85 58L83 57ZM65 56H67L66 59L68 58V61L66 63H64L66 60H64L65 58H63ZM90 57H92V60ZM81 58H83L84 61H82L83 59H81ZM55 59H57V58H55ZM20 60H19V62H20ZM52 60H54V59H52ZM142 61L143 62L145 61L144 64H141L140 66L138 65L139 67L138 66L135 67L136 64H138L139 62H142ZM177 70H179V71H177ZM203 70H201V73L204 72ZM208 70H207V72L206 71L205 72L208 73ZM189 71H191V72H189ZM192 73H194V72H192ZM199 73H200V70H199V72L197 70V73L195 72V74H199ZM201 73H200V75H201ZM230 73H232V74H230ZM260 73L263 76L260 75ZM141 76H142V78H141ZM193 76H195V75H193ZM201 76L203 77V75H201ZM201 76H198V77L200 78ZM102 78L107 79V80L109 79V80L108 81L106 80L107 82L105 81V83H101V82H104V81H101ZM125 78H127V79L124 80ZM131 79H129V80H131ZM133 80H131V81H133ZM75 82H77V83L75 84ZM81 83H83V82L81 81ZM99 83H101V84H99ZM86 84H87V82H86ZM70 85L73 86V87L72 86L71 87L74 91H71L72 89H70ZM89 85H91V84H89ZM80 86H81V84H80ZM7 87H8V89H7ZM63 87H62V90H64ZM76 87H77V89H76ZM88 87H90V86H88ZM40 88L41 87H39V90L41 91ZM42 88H44V87H42ZM28 89L29 90L31 89V91L27 94L26 90H28ZM115 89H121L124 92V94L118 98L117 94L113 92ZM37 90H38V88H37ZM69 91H71V92L69 93ZM36 92H35V94H37ZM124 97H126V98H124ZM13 119H14L13 124H11V126H8V123H10V121ZM233 119L236 120L235 117ZM59 120L60 121L62 120L64 122V131L61 134H59L58 136H56L55 127L60 122ZM234 120H231V121H234ZM173 121H175V122H173ZM128 123H131V124L134 123L132 130L134 132H136L137 135L139 134L141 140L142 139L143 140L138 144V142L137 143H134V141L130 142V139H127L128 141H126V144H129V145H127L129 147L127 148L125 141L122 143V145L121 144L119 145L120 141L118 142V140H119L118 136L125 137L124 135H126L125 134L126 133V126H127L126 124H128ZM20 127H21V129H19ZM248 127H250V128H248ZM221 128H223V127H221ZM245 128H247V130ZM250 129H252V130H250ZM53 130H55V131H53ZM249 131H251L250 135L252 134V136H249ZM221 132H223V133H221ZM230 133L232 134V136H229V135H231ZM101 134H104L105 137L100 138L99 135H101ZM224 134L227 135V136H225L226 138L224 137ZM254 136H256V138ZM235 137H234V139H235ZM166 138L168 140H166ZM185 138H186V140H185ZM221 138H219L218 140H220ZM253 138L251 139V142H252ZM190 139H188V140H190ZM222 139H221V141H222ZM234 139H232V140H234ZM169 140H172V141H169ZM174 140H176V142H175L176 144L174 143ZM183 140H185V141L183 142ZM213 140H214V142L216 141V143H218V144L215 143V145H213ZM178 141H181V142H179V144H177ZM168 142H169V144H168ZM171 142H172V145H170ZM197 142H199V143H197ZM27 143H29V145L30 144L31 145L28 146ZM116 143H118L117 146L119 145V147L122 146V148L123 147L124 148L126 147V148L125 149L121 148L122 149V151H121L122 155H121V154H119L121 149H119V147H118L117 150L119 149L118 150L119 152H116V155L118 157L115 155L113 157L112 154L114 151H116L115 148L117 147ZM124 144H125V146H124ZM208 144H210V143H208ZM228 144H229V146H228ZM216 145L219 146V148L221 150L225 149L224 145L226 146V148L229 147V149H227L229 151H227L226 154L227 155L231 154V155L229 157L227 155H225L223 152L225 150L221 151L219 149V151H221V152H219L218 148H216L217 147ZM164 146H165V148H164ZM169 146H173V147L169 148ZM183 146H180V147H183ZM214 146H215V148H214ZM56 147H57V149H56ZM112 147H114L115 150ZM53 148L55 151L52 150ZM105 148H106V150L108 148H110V152H111V148H112V152L108 154L110 156L105 154L106 157L104 156L105 157V159H104V157L102 158V155H104V154H102V153H104L102 151ZM245 149H243V150H245ZM215 152L213 155H214V157H217V156H215L217 154V152L216 153ZM229 152H230V154H229ZM74 153H76L75 156L78 154L80 155V156L79 155L76 156V157H78V159L74 156ZM242 154H244V153H242ZM72 155L75 157V158L73 157L74 158L73 164H77L78 168L80 167L79 169L82 170L81 173L78 172L79 175L77 174L78 176H76L77 180L75 181V183L71 182L72 180H70V182H68L66 180L67 177L62 176L60 173V171L62 170L63 164H67V163L69 164V162H70L69 160H71ZM120 155H121V158H120ZM129 155L132 158H130ZM122 156H124L126 158L129 157L130 160H129V158L128 159H126V158L122 159ZM10 157H13V158H10ZM97 157H100L101 161L99 162V164H101V163L104 164L103 168L105 170L103 169V171H102V167H101V173L97 174L96 172L94 173V171H93V174L92 173L90 174L87 171V169H89L88 164H90V165H91V163L94 164L92 160L93 159L98 160L99 158H97ZM109 157H112L111 161H113V162L107 161V158H109ZM152 157H154V155ZM114 158H116V160H117V158H119V159L116 161V160H114ZM133 158L136 160L133 161L134 160ZM148 158L146 159V161L149 159H150L149 161H152L151 158H149V159ZM102 159H104L106 162L104 160L102 162ZM126 160L128 163L125 162ZM131 160H132V162H131ZM120 161H122V162H120ZM139 161L140 160H137V162H139ZM149 161H147V162H149ZM94 162H95V160H94ZM145 162H144V164H145ZM147 162H146V164H148V165L145 164V166L147 168L145 166H143V167H145V168L142 167L143 170H146V169L148 170L149 169L148 167H150V165L153 164V163L151 164V162L150 163H147ZM71 163H72V161H71ZM116 163H117V165H116ZM134 163L131 165V168L134 167ZM136 163H135V166H137ZM96 164H98V161H96ZM220 164L222 165L221 168H220ZM8 165L9 164H7V165L6 164H2V165L0 164V170H1V168H3V166L6 167ZM12 165L13 164H10L9 166H12ZM16 165L18 166L19 164H15L13 166H16ZM22 165L25 166V164H20L19 166H22ZM226 166H227V163H226ZM140 167H141V165H140ZM140 167L138 164L139 169H140ZM138 168L135 170L137 172L133 171L134 168L131 169L132 170L131 172H129V170H130L129 169L128 170L129 175L122 176L123 179H126L128 176H132L134 174L132 177H128L129 179L128 178L126 179V180H129V182H131V181L134 182L133 179H137V178H135L136 173L138 174L137 177L139 179L143 178L144 175L146 174V172H148V171L146 170V172L143 174V170L142 169L139 170ZM224 168H226V167H224ZM107 170L109 173H111L114 176L112 178V180H111L110 174L108 175L109 177H107V174H108ZM138 170L141 172V174H143V176L140 175V172ZM206 171L209 172V174L207 173L208 175L211 174L209 169ZM223 171H225V169ZM216 172H217V170H216ZM220 172L218 174H220ZM139 175L141 177H139ZM200 175H203V173L202 174L199 173V175L196 174V176L194 175L195 179H193V175H191L192 178L191 177H190V179L188 178L187 181L191 180L190 182H193L192 181V179H193L194 183H196L195 186L197 187L199 180L204 181L206 179L203 177L204 175L201 176L204 178V180L201 179ZM207 176H205V177H207ZM106 177H107L108 181L106 180ZM117 177L119 178V174ZM196 178H197V180L198 179L199 180L197 181ZM207 179H206V181H207ZM106 181L108 183H106ZM109 181H111V184ZM158 181L160 182V180H157V183H158ZM163 181L165 183L166 179L165 180L162 179V181L160 183H162ZM195 181H197V182H195ZM25 182L27 184L26 187H29L28 189L25 188V184H24ZM102 182H103V184H109L108 187H111V189L110 188L108 189V192L105 190V187H103V189H102V184H101ZM95 184L101 188L102 193L104 192L103 190H105V192L103 194L101 193L98 195V193H100L101 190H100V188L98 189L99 192H98V190H93L92 188L94 186H95L94 189H97L96 188L97 186ZM99 184H101V185H99ZM141 184L142 185L138 184V186H143L144 183H141ZM37 185H38V183H37ZM198 185H201V182ZM91 186H93V187L91 188ZM203 186H202V188H203ZM145 188L147 189V187H145ZM114 189H115V187H114ZM141 189H142V187H141ZM195 189H193L194 191L192 190L190 192V194L192 192L196 193V191L199 188L197 187L196 191H195ZM203 189L201 190V186H200V189L198 190V192L203 191ZM25 191H27V192H25ZM95 191H97V194L95 193ZM188 191H189V189H188ZM115 192L117 195L115 194ZM138 192H140V191H138ZM138 192H136V194L134 192V194L138 195L139 194ZM183 192H184L183 194H185V193H187V190H186V192H185V190ZM232 192H234V193H232ZM236 192H237V190H236ZM236 192H235V190L231 191L232 194L230 193L229 197L228 198L226 197L225 199L228 201L230 196H231V199L232 198L234 199V197H236V195H235ZM167 193L169 194V191H167L166 193L164 192L165 195L163 194V196L169 197L170 194L168 195ZM122 194H123V196L125 195L124 196L125 199L127 198L126 202L128 204L125 202L126 203L125 205L121 204V205H118L119 207L117 206L119 209L121 206H125L124 207L125 210H123L122 213H120V214L118 213L119 209L116 212L115 211L113 212V213H115L114 214L115 217H113V218H115V220L117 219L116 221L114 220V222H113L115 225H117V223H120V221L122 222V221L127 220L125 217L128 215L130 216V213L134 212V214H136L135 211H132V208L133 207L137 208L136 206L139 204L138 202H137L138 204H136V201H135L136 196H133L134 195L133 193L130 194L129 192H124V190H123ZM177 194L179 197L180 196L179 194H181V191L178 192ZM183 194H181V196H184ZM190 194L188 192V195H190ZM233 194H234V196L232 197ZM129 195H132L133 197L132 196L130 197ZM237 195H238V192H237ZM22 196H27L29 201H27V200L24 201L23 199H21L20 197H22ZM30 197L31 198L33 197V200H31ZM218 197H220V196H218ZM39 198L42 199L43 201H41ZM131 198L134 199L133 200L134 204H132V202H129V200ZM118 199H119V201H117ZM233 199H232V201L234 202ZM8 200H10L9 202L12 204H10L8 202ZM23 201H24V203H22ZM30 201H31V203L33 202L35 204V205L32 204V206H34V207H31V204L28 203ZM206 202H208V203H205L206 205L204 204L205 207L203 205L201 208L202 211H203V209H205V210L203 212L199 211V212H201V213H199L200 214L199 217L200 216L204 217L203 219L200 218L201 220L198 219L199 217L195 215L198 211L193 212L194 206L192 207V206L187 205V206H185L186 209H185V207H181L183 209L179 208L180 210L178 212L176 211L178 214L177 217H181L179 219H183V220H180L181 221L180 225H183V221L187 220V222L189 224L185 223V222H184V224L190 225V223L193 222L192 223L193 225H190L192 227V230H195L197 228L196 225L199 224L200 227H203V228L198 227L200 229L201 233L202 232L205 233L206 231H208L209 228L213 226V224L215 223L216 220L213 221L214 223L211 222L210 220H208L209 214L207 215L205 212L207 210H208L207 213L211 212V210L209 209L210 207H208V204H211L212 202H211V200L210 201L208 200ZM25 203H26V206L23 207V205ZM230 203H231V201H230ZM27 204L32 208V210H28L29 206ZM233 204H232L231 208H235L236 204L234 206H233ZM256 204L259 205L258 202ZM262 204H264V201L262 202ZM262 204L260 203L259 207H258V205L256 206L254 204L255 207H257L255 210L253 209V206L248 204L253 209V211H252V209L250 207H248V208H250L249 210H251L249 212L246 211L248 205L247 206L245 205L246 209L244 206L243 207L244 209L241 208L240 213H238L237 211H235L236 212L235 213L233 210H231L230 205H228L229 207L227 206V209L230 210L231 213L234 212L235 215H237V217L239 214L240 215L242 214L241 216H239V218H241V219L238 220L237 224H236V222H233V224H231L232 220L224 222V224H226L227 228H229L231 226L230 229H228V230H230L229 232L235 231L237 234H239V235L241 234L242 237H244L243 236L244 234H242V230H244L243 232L245 233V229H246V231H248L247 229H249V236L250 237L247 236L248 232H246V234H245L246 237L241 238V235H240V237L237 236L235 238L236 240L238 237L241 239L240 240L238 238L241 241L240 244L242 243L241 244L242 246L247 244L246 245L247 248H246V246H245V248L239 247L241 249V251H240L241 255L239 253V248L235 247L236 245H239V243L235 244L236 241L233 238L235 233H233L234 235L231 233L233 235L232 236L227 231L228 234H230L229 237H227L228 236L227 234H226L227 236L222 235V234H224V232H223L224 230L219 231L217 229V228H219L218 226L220 224H222V223H219V221H216V224H214V226L216 225L215 227H217L216 229L219 232H216V229L214 230V228H213V231L216 233V236H214L215 235L214 232L212 234L214 237L211 235L212 239L215 238L214 241L216 240L217 245L213 242V240L211 239L210 236H209V238L206 236L210 240L209 241L208 239L203 237L204 234L203 235L201 234L202 235L201 238L202 237L204 238V244L210 242L208 245H202L203 243L201 245L204 248L206 246L209 250L201 247L202 251L206 250V251L202 252L199 249V246H196V248L198 247L199 251L203 254H206L207 252H208L207 254H209L210 250H212V249H210L209 246H211L212 244H214V246L215 245L218 246V248L220 249L218 253H223V255H221L222 258H220L221 256H219L216 263H219L220 261L224 262L223 261L224 258L226 261V259L229 257H227L224 253L230 255L231 251L233 250L236 253L235 254L234 252H232V254L234 253L236 256L233 254V256H232L233 258L231 257V259L235 258V261L233 260L234 264L235 263L236 264L237 263H239V264H259V263L264 264L262 262L264 260V258L261 255L262 253H264L263 252L264 251V247H263L264 246V244H263L264 243L263 242L264 236L262 237V234H261V230H262V233L264 230V228H263L264 226L262 225L264 223L261 220V217H264L263 216L264 215V211H263L264 209L262 210V208H264V207L262 206ZM21 206L23 208H20ZM260 206L262 208H260ZM221 208L222 207H220L217 211L221 212L222 209L224 210V207L222 209ZM20 209L22 212L21 211L19 212ZM227 209H225V211H227ZM258 209H259V212H257ZM120 210H119V212L122 211V210L121 211ZM181 210H185L184 213ZM195 210H197V208H195ZM15 211L19 212L20 215L18 213H16ZM31 211H32V213H31ZM217 211L215 210V212H217ZM26 212H27V214H26ZM29 212H30V215H29ZM191 212H192V214H191ZM250 212H251V214H250ZM253 212L255 213V216L257 215L256 217H258V218H256V220L257 219L259 220V221H257L258 223L255 220V222H256L255 225H254L255 222L253 221L255 218V217L253 218V216H254ZM181 213H183V215H181ZM193 213H195V214L193 215ZM211 213H213V212H211ZM261 213H262V216H261ZM218 214L220 215V213H218ZM221 214H222L221 217H223L224 213H221ZM248 214H249V216H247ZM189 215L192 218L197 217L196 219H198L200 222L198 220H196L195 218L194 219L190 218ZM197 215H198V213H197ZM83 216L84 217L86 216L87 219L84 218ZM183 216L186 219H184ZM212 216H214V215L210 214V218ZM243 216L253 218V219H251L252 222L248 218H247L248 219L247 220L245 217L243 220ZM160 217L161 216H158V217L155 216L154 218H156L157 220H160L159 223L162 224V222L164 220H163V218L160 219ZM206 217H208V218H206ZM237 217L235 218V221L237 220ZM93 218H94V220H93ZM96 218H98V220ZM123 218H124V220H123ZM154 218H152L151 220L149 219L150 221L146 220L145 222L149 221L147 224L141 223V225L139 226L141 229L140 228L138 229V227H137L136 230L133 231V233H132L133 235L130 236L129 240H127L128 238H125V239L119 241L118 244H116V243H115V245L113 244L112 247L111 246L109 247V250L107 252H105V251L108 248L104 249V251L101 252L102 254L99 253L96 256L94 254L91 255V257H89L90 259L89 258H87L86 260L80 259V258H78V259L80 261H83V262L86 261L87 262L86 264H119L120 261L118 262V260L120 259L123 262L126 261L127 260L126 258L131 256L130 255L131 252L137 253L138 250L142 249L141 251H139L141 253L138 252L139 255L140 254L141 255L142 254L147 255L150 252L152 253V251H154L155 249L156 250L159 249L161 247L159 238H161L162 246H164L163 244H165V243H163L164 239H166L165 241H167V243H168V245L166 244V247L168 248V249H166V251L168 250L169 253L167 251L165 256H167V255L169 256L172 254L170 257L174 256V259L177 260V258H178L177 262H181L180 260L183 258H180L178 255H180L181 254L180 252H183V250H179V249H181L180 246H184V245H186L187 242H189V239L187 240V238L185 239L184 237H187L190 234L188 231L190 226L185 225V227L183 229L178 228V229H180V230L177 229V231H180V232H177L179 234L175 233L176 229L173 230L175 235L177 234V236H175L174 233H172V235L175 236V237L173 236L174 239H172L173 237H171V233H170V235L168 234L167 237L163 236L165 238L162 239L163 234H162L161 230L159 229V227H161V225L157 224L156 223L157 220ZM187 218H189L190 220H188ZM191 219L194 221H192ZM262 219L264 221V218H262ZM153 220L154 221L156 220L155 223ZM247 221H249V222H247ZM86 222H88L89 224ZM152 222L155 224V227L150 226V224ZM242 222H243V227L245 225V228H242ZM91 223H95V224H91ZM195 223H196V225H195ZM208 223L210 225H211V223H213V224L209 227ZM244 223H246V224H244ZM252 223H253V225H252ZM239 224H241V225H239ZM248 224L251 225V227ZM156 225H157V227H156ZM233 225L234 226L236 225L237 227L236 226L234 227ZM260 225H261V228H263V229H261L260 227L258 228V226H260ZM183 226H180V227H183ZM194 226L196 228H194ZM232 226L234 229L233 231H231ZM253 226H255V227H253ZM15 227L17 228V230ZM151 227H154V228L152 229ZM205 227H207L206 228L207 230H205ZM247 227H249V228H247ZM14 228H15V230H14ZM155 228L159 229L160 231L158 232V230H157L158 233H154V232H156ZM185 228H186V231L184 232ZM236 228H237V231L235 230ZM256 228L258 229V233H256L257 232ZM151 229H152V231H151ZM199 229H197V230L199 231ZM211 229L212 228H210V231H212ZM251 229H252V231H250ZM181 230H183V231H181ZM197 230H195V231H197ZM14 231H16V232L13 233ZM210 231L206 232V234L209 233V235H210V233H211ZM134 232H137L138 236ZM138 232L142 236L141 238L139 237L140 235ZM148 232H153V233H148ZM170 232H172V231H170ZM183 232H184V234H183ZM190 232H192L191 228H190ZM200 232H198L197 235ZM220 232H223L221 234V237H224V238H222L223 243L219 242V240L221 238V237L220 238L218 237V236H220L219 235ZM250 232H252L254 236L252 234H250ZM187 233H188V235H187ZM193 233H194V231H193ZM193 233L191 236H193ZM12 234H13V236H12ZM16 234H18V235H16ZM142 234L143 235L146 234V236L148 234H151L152 236L150 235L149 236L150 238L147 239V238H144L145 235L143 236ZM158 234H161V235L158 236ZM180 234H183V236H181ZM258 234H260L261 236L260 235L257 236ZM14 235H15V237L17 236L16 239H14L15 238ZM155 235H156V237H155ZM178 235L180 237H183V239L185 241H187L186 243H184V245H179V246L177 245L178 244V243H176L177 241H179V244L181 242H185V241L180 242V240H183V239H180V237ZM41 237H42V239H41ZM131 237L134 238V239H132L133 241L131 240ZM152 237H154L153 238L154 240L152 239ZM216 237H218L219 240L216 239ZM259 237H262L261 243L259 242V240H260ZM95 238L96 237H94V239ZM142 238L146 239L147 242H146V240L143 241ZM201 238H200V242H202L201 240H203V238L202 239ZM226 238H228L229 240ZM231 238H233V244H230V243H232V241H230ZM247 238L251 239L252 241L247 239ZM94 239L92 238V241ZM135 239H139L138 244H142V246L138 245L137 241H135ZM151 239H152L153 243L149 242ZM205 239H206V241L207 240L208 241L206 242ZM130 240L132 242L135 241L134 243L138 247L137 251H136V249L134 251L131 250V248L134 245L132 244V242H130ZM168 240L171 242H169ZM174 240H177V241L174 242ZM217 240H218V242H217ZM246 240H248L249 242ZM172 241H173V243H172ZM245 241L247 243H245ZM144 242L147 243L148 246H147V244L144 246V244H145ZM192 242H193V240H192ZM211 242H213V243H211ZM224 242L226 243L225 245H224ZM127 243H128V246L131 247L130 249L128 248ZM129 243H130V245H129ZM154 243H155L156 247L153 246L154 250L150 249L152 247L151 244L154 245ZM157 243L159 244L160 247L156 245ZM174 243L177 246L174 245ZM227 243H229V244H227ZM258 243L260 245L263 244L262 246H260V250H263L262 253L261 252L259 253L260 250H257V248H256ZM38 244H40V245H38ZM218 244H220V246ZM234 244H235V246H233V248H234L233 249L232 245H234ZM250 244L252 247L250 246ZM171 245L175 246L176 248L172 247ZM191 245H194V244H191ZM221 245H222V247H221ZM139 246L142 248H140ZM229 246L232 249H230ZM144 247H146V249ZM148 247H149V249H147ZM170 247H172V248H170ZM223 247H225V251L227 249H229V250L227 252H225ZM41 248H43V247H41ZM163 248H161V249H163ZM177 248H179V249H177ZM186 248L187 247H185L184 249H186ZM251 248H253V250ZM254 248H255V250H254ZM193 249L195 250V254H198V249H195V247ZM193 249H192V251H193ZM221 249H222V251H221ZM237 249H238V252H236ZM55 250H54V252H52V254L49 253V257L51 260L49 262V264L50 263L55 264V262H56L55 255L58 253V251L55 252ZM128 250H130V251H128ZM144 250L145 251L148 250V251L145 252ZM160 250H157V251H160ZM175 250H177L178 253L175 252ZM256 250L258 251L257 253H256ZM38 251H40V250H38ZM143 251L145 253H143ZM157 251H155V253ZM192 251H190V249L188 250V252H192ZM248 251L251 252L249 255L247 254ZM254 251L256 254L254 253ZM127 252H129V253H127ZM184 252H185V250H184ZM200 252H199V255H200ZM155 253H154V255L152 253V255H153V257L156 258L157 256H159L158 255L159 253H156L157 256H155ZM174 253H177V254H174ZM186 253H187V251H186ZM192 253H191V255H188V256L192 257ZM203 254H202V256H204ZM238 254L241 256V258L239 257ZM252 254L254 257L252 256ZM141 255H140V258H142ZM246 255H248V256H246ZM122 256H123L124 260L121 259ZM182 256L183 255H181V257ZM188 256L187 257L184 256V258L185 259L187 258L186 260L189 261L191 258L188 259ZM249 256H251L252 259H251V257L249 258ZM144 257L142 258L143 261H138L139 263L138 262L137 263L138 264H142V263L143 264H152V263L153 264H158V263L161 264L160 262L163 261L162 264L163 263L168 264V261H169L166 258H164V260H163V258L161 257L162 258V260H161L160 257H157L158 259H160L159 260L160 262L157 260V258L154 262L153 259H155V258L151 259L152 258L151 255L148 259L146 257V260ZM196 257H199V256L195 255V257H192V258H194V260H195ZM259 257H261V258H259ZM9 258H10V260H9ZM117 258H119V259H117ZM239 258H240L241 263L239 262ZM262 258H263V260H262ZM149 259L153 260V261L151 262ZM257 259H260V260L257 261ZM194 260L192 259L190 262H194ZM122 261H121V263H122ZM255 261H256V263H255ZM39 263H40V261H39ZM70 264H74V262H71ZM75 264H79L78 260ZM219 264H222V263L220 262Z\"/></svg>",
    "mask_w": 264,
    "mask_h": 264
}]
</instances>
